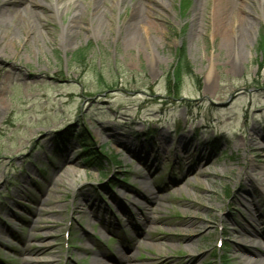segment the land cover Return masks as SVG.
Returning <instances> with one entry per match:
<instances>
[{
    "label": "rangeland",
    "instance_id": "1",
    "mask_svg": "<svg viewBox=\"0 0 264 264\" xmlns=\"http://www.w3.org/2000/svg\"><path fill=\"white\" fill-rule=\"evenodd\" d=\"M38 1L12 0L31 21L0 29V264H92L86 247L133 264L264 253V226L248 245L233 226L251 193L264 214V189L240 181L264 164V0H238L247 24L226 41L211 0ZM137 2L156 29L126 49ZM146 182L161 197L149 225Z\"/></svg>",
    "mask_w": 264,
    "mask_h": 264
},
{
    "label": "bare ground",
    "instance_id": "2",
    "mask_svg": "<svg viewBox=\"0 0 264 264\" xmlns=\"http://www.w3.org/2000/svg\"><path fill=\"white\" fill-rule=\"evenodd\" d=\"M23 1L29 4H32V2H39L38 0H23ZM60 1L61 0H53V2H55L56 4L55 5L56 8H57V5L60 3ZM63 1L66 4L73 3V0H63ZM211 4H212V9L209 15V20L212 23V25L210 26L211 33H216L219 36H221L222 41H226V37H228V34H233L235 30L237 31L242 30V26L247 24V20L244 17L245 14L243 12V8H241L238 0H211ZM27 9L28 7H23L21 9L19 4L15 5L12 2V0H0V29H6L7 27H11V26H18L21 22L27 23V21H29L30 18L29 20H26V18L22 16V14ZM133 13L135 16L134 21L132 20L130 24H127L121 36L122 41H123L122 45L126 49H131L132 47L131 45L135 43V34L138 30H140V32H142L145 35V34H148V32L151 29H154V30L156 29L148 21V17H149L148 13L146 14V10H144L143 7L138 2L134 4ZM25 30L27 31V34H30V35L37 34L36 31L31 32L30 30L29 31L27 29ZM76 35L77 34H74V33L72 34L70 33V31L67 30L62 33L61 40H63L64 42L70 43L72 38H75ZM0 136H2V134ZM159 141L164 146L166 145V143L168 144L166 135L162 133H160ZM249 141H250V145H249L250 148L256 149L257 148L256 138L251 136ZM119 144L122 147L124 146V142H121ZM178 144H180L179 146L182 148H186V147L188 148L189 142H187V139L184 136H180ZM258 151L259 150H257L256 153H258ZM253 152L255 153V150H253ZM186 153L188 152L186 151ZM159 155H160V158L166 159L168 156V153L166 151L164 153L162 152V154L160 153ZM202 159L203 157L200 156L199 160L202 161ZM3 160H4L3 157H1L0 164L3 162ZM247 164L248 165L246 166V169H245L246 171L243 173L242 180L240 181L244 180L249 184V186L251 184L258 185L260 188L264 189V164H263V168L260 170L259 169L257 170V168L253 166V163H247ZM54 185L55 187L53 188L55 189L57 185L56 183H54ZM142 188H144L143 189L144 195L141 196L140 200L145 202V206H143L142 209L140 210V213H141L140 218L144 219L147 225L151 223L153 224L158 223L159 222L158 218L157 219L150 218L148 216L147 210L152 203H156L157 201L161 199V197L156 196L154 194V189H151L150 185L148 186L147 182L142 185ZM178 188L179 186H177V188L175 189L177 190ZM121 194L122 193H119L118 195H116V197L121 196ZM250 200L251 201L248 204V208L246 207V215H245L246 221L247 220L248 221L247 222L244 221V224H242V227L240 226V221H235V223L233 224V226H238L244 232V235L240 234L241 231L237 235L239 236L238 239L242 242L244 241V243L246 239L248 240L246 241V245L249 244L248 242L255 240L256 237L259 236V229L262 230L261 226H264V216H263L264 214L262 210L260 209L262 208V205L260 206L258 205L252 193L250 194ZM237 201L241 203L242 198H240V200H237ZM75 210H79V207L76 206ZM90 214L87 215L86 218H89L88 216H90ZM93 214L94 212L92 211L91 215ZM37 223H38V220H36L34 224H37ZM138 229L142 230L140 227ZM242 238H246V239L243 240ZM188 243L192 244L193 242L190 241ZM191 246L192 245H188L187 249L188 248L190 249ZM84 251L94 255L92 259V264H133L132 263L133 257L131 256V254H128L127 252L119 253L122 255H119L118 253H116L114 254V256L113 255L107 256L106 254H103L100 251L94 252L93 250L88 249L87 247L84 248ZM237 251L238 252H235L231 256L230 262L232 264H264V253L263 252H260L258 250L251 251L243 246L238 248ZM182 260L183 259L179 258L177 261L179 264H181L180 261Z\"/></svg>",
    "mask_w": 264,
    "mask_h": 264
},
{
    "label": "trees",
    "instance_id": "3",
    "mask_svg": "<svg viewBox=\"0 0 264 264\" xmlns=\"http://www.w3.org/2000/svg\"><path fill=\"white\" fill-rule=\"evenodd\" d=\"M183 54H182V56H181V60L183 59ZM70 133V132H69ZM71 134V133H70ZM69 136H71V135H69ZM69 136H64L63 138L61 137V138H57V142H59V144L61 145V146H63L70 138H69ZM83 147L85 148V149H87V147H85V144L83 145Z\"/></svg>",
    "mask_w": 264,
    "mask_h": 264
}]
</instances>
